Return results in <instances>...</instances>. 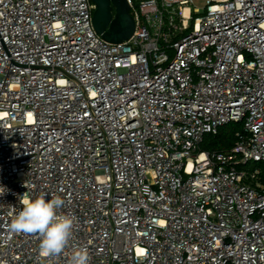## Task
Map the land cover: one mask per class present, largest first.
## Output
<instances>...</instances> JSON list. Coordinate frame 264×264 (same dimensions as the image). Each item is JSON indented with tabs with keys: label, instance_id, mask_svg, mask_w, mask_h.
<instances>
[{
	"label": "built area",
	"instance_id": "built-area-1",
	"mask_svg": "<svg viewBox=\"0 0 264 264\" xmlns=\"http://www.w3.org/2000/svg\"><path fill=\"white\" fill-rule=\"evenodd\" d=\"M127 1L112 43L92 0H0V264H264V0ZM39 196L77 218L54 257L10 230Z\"/></svg>",
	"mask_w": 264,
	"mask_h": 264
},
{
	"label": "clouds",
	"instance_id": "clouds-1",
	"mask_svg": "<svg viewBox=\"0 0 264 264\" xmlns=\"http://www.w3.org/2000/svg\"><path fill=\"white\" fill-rule=\"evenodd\" d=\"M64 204L65 200L60 196L51 199H45L44 196L23 199L22 210L11 220L10 230L15 233L38 234L40 255L57 256L71 240L77 220L74 215L58 211ZM70 264H89L87 249H75Z\"/></svg>",
	"mask_w": 264,
	"mask_h": 264
},
{
	"label": "water",
	"instance_id": "water-1",
	"mask_svg": "<svg viewBox=\"0 0 264 264\" xmlns=\"http://www.w3.org/2000/svg\"><path fill=\"white\" fill-rule=\"evenodd\" d=\"M95 4L93 26L102 37L112 43L129 40L136 28L127 0H92Z\"/></svg>",
	"mask_w": 264,
	"mask_h": 264
},
{
	"label": "trees",
	"instance_id": "trees-1",
	"mask_svg": "<svg viewBox=\"0 0 264 264\" xmlns=\"http://www.w3.org/2000/svg\"><path fill=\"white\" fill-rule=\"evenodd\" d=\"M243 123L230 122L222 126L216 134H209L201 146V150L210 152L226 151L238 140V133H243Z\"/></svg>",
	"mask_w": 264,
	"mask_h": 264
},
{
	"label": "rangeland",
	"instance_id": "rangeland-1",
	"mask_svg": "<svg viewBox=\"0 0 264 264\" xmlns=\"http://www.w3.org/2000/svg\"><path fill=\"white\" fill-rule=\"evenodd\" d=\"M194 6L199 7L201 10V14H203L206 7V0H194Z\"/></svg>",
	"mask_w": 264,
	"mask_h": 264
}]
</instances>
